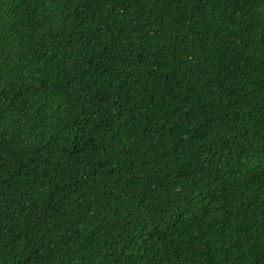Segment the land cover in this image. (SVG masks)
<instances>
[{
  "label": "trees",
  "instance_id": "trees-1",
  "mask_svg": "<svg viewBox=\"0 0 264 264\" xmlns=\"http://www.w3.org/2000/svg\"><path fill=\"white\" fill-rule=\"evenodd\" d=\"M0 264H264V0H0Z\"/></svg>",
  "mask_w": 264,
  "mask_h": 264
}]
</instances>
